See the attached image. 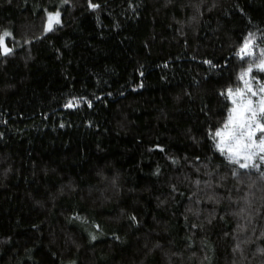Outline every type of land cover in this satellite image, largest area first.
I'll return each mask as SVG.
<instances>
[{
	"label": "trees",
	"instance_id": "1",
	"mask_svg": "<svg viewBox=\"0 0 264 264\" xmlns=\"http://www.w3.org/2000/svg\"><path fill=\"white\" fill-rule=\"evenodd\" d=\"M91 3L0 0V264H264V168L207 134L264 0Z\"/></svg>",
	"mask_w": 264,
	"mask_h": 264
},
{
	"label": "snow or ice",
	"instance_id": "2",
	"mask_svg": "<svg viewBox=\"0 0 264 264\" xmlns=\"http://www.w3.org/2000/svg\"><path fill=\"white\" fill-rule=\"evenodd\" d=\"M67 2L68 0H63V3ZM89 6L99 7V5L92 4L91 0H89ZM47 17L45 31H51L55 24H60L58 10L48 12ZM10 37H12L10 31L0 32V54L9 55L13 52V49L5 43L6 38ZM252 41V34L249 33V37L245 38L236 53L238 57L243 59L245 56H254ZM208 63L211 62L208 61ZM254 68L257 72L264 73V50L261 51L258 60H249L247 67L239 73L238 79L242 82V87L235 89L229 87L220 93L221 95L226 94V99L231 101L232 107L228 109L223 127L216 128L214 132L209 129L207 133L216 140V147L226 154L229 162L238 165L241 169L259 168L260 164L256 162L257 160L264 163V81L252 76ZM253 80L256 81L255 86ZM83 99L73 97L66 102L65 107H75ZM90 103L89 101V105ZM261 175L264 176V173ZM131 219L136 222L135 216ZM91 239L95 240L96 236L91 235Z\"/></svg>",
	"mask_w": 264,
	"mask_h": 264
},
{
	"label": "rangeland",
	"instance_id": "3",
	"mask_svg": "<svg viewBox=\"0 0 264 264\" xmlns=\"http://www.w3.org/2000/svg\"><path fill=\"white\" fill-rule=\"evenodd\" d=\"M264 50V46H261V45H256V44H253V52H254V56L253 57H247L245 56L243 59H241V61L243 62V65H242V69L246 68L247 67V63L249 60H258L260 55H261V51ZM252 76L254 77H258V79L260 81H264V73H260V72H257L256 69L254 68L253 69V72H252ZM253 85L255 86L256 85V81L253 80ZM242 82L239 80V83L237 85V87H242ZM236 87V88H237ZM230 102V107H232L231 105V101L229 100ZM223 127V126H222ZM221 127V128H222ZM258 137H259V134H258ZM215 140V139H214ZM215 143H216V140H215ZM218 149V148H217ZM221 154H223L224 156H226V154L224 152H221L220 150H218ZM227 157V156H226ZM258 164H260V167L259 168H264V163H261L259 160L256 161ZM251 168V167H250Z\"/></svg>",
	"mask_w": 264,
	"mask_h": 264
}]
</instances>
